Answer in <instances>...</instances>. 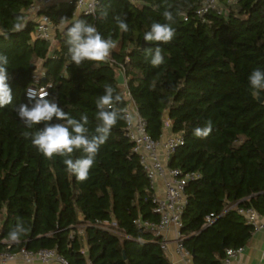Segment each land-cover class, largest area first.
Segmentation results:
<instances>
[{
	"label": "trees",
	"instance_id": "trees-1",
	"mask_svg": "<svg viewBox=\"0 0 264 264\" xmlns=\"http://www.w3.org/2000/svg\"><path fill=\"white\" fill-rule=\"evenodd\" d=\"M35 1L0 0V28L10 33L0 36V54L9 58L13 95V103L0 108V251L56 249L68 264H172L160 237L134 224L138 217L157 221L158 214L125 119L112 129L84 182L67 173L63 157L45 159L22 135L36 130L25 129L14 110L31 105L28 87L48 86L49 98L65 112L77 119L87 114L91 133L95 102L111 85L122 97L123 114L130 93L151 138L160 139L167 123L182 135L167 164L180 176L196 174L185 184L181 242L194 264H225L226 249L245 246L253 227L235 209L224 210L236 203L264 216V101L248 82L254 69L264 70V0H224L222 13L203 17L196 11L204 0H98L87 15H75L71 1L59 2L42 10L55 29L51 42L37 37L35 20L26 18ZM102 9L106 19H98ZM166 10L176 35L159 45L164 64L152 67L143 50L157 45L143 35L153 22H166ZM116 16L126 19L127 33ZM76 19L117 41L108 64L70 63L64 25ZM16 24L22 31L14 30ZM209 120L210 135L195 137L193 130ZM18 221L28 232L12 243L8 233Z\"/></svg>",
	"mask_w": 264,
	"mask_h": 264
},
{
	"label": "clouds",
	"instance_id": "clouds-1",
	"mask_svg": "<svg viewBox=\"0 0 264 264\" xmlns=\"http://www.w3.org/2000/svg\"><path fill=\"white\" fill-rule=\"evenodd\" d=\"M97 0H93L95 4ZM107 11L101 10L98 19H106ZM165 23L153 22L150 29L143 35V40L155 47H148L143 50L145 59L152 67H159L164 64L165 58L161 44L170 43L176 30L172 26L175 23L173 13L164 11ZM121 33L129 31L126 19L114 17ZM67 21V18H62ZM65 37L67 52L71 64L77 67L85 62L92 63L93 67L99 68L108 64L111 54L117 47V41L111 37L104 38L94 24L83 19H76L70 24L65 23ZM15 31H22V26L16 24ZM10 33L0 28V36L9 38ZM9 58L5 54H0V108H5L13 103L12 89L9 86L7 66ZM249 87L255 98H259L264 92V70L254 69L248 77ZM29 104L15 106L14 110L18 119L25 129L35 131H25L22 133L25 139H29L31 145L45 159L53 160L55 157H63V164L68 174L75 177L79 182H84L89 178L90 170L96 163V157L101 147L106 144L112 129L117 125L118 120L125 119L129 126L139 123V113L124 115L118 105L122 102L120 94L115 92L111 85H106L104 92L95 102L97 120L94 132L89 131V117L81 114L79 119L72 117L59 106L55 99L49 98L46 89L37 90L28 88L26 90ZM42 125V127H37ZM212 131V121L205 123L204 127H197L193 130V135L197 138H206ZM80 152L82 155L76 157L74 154ZM28 229L23 223L18 221L9 231L8 239L12 243L20 242L22 235H26Z\"/></svg>",
	"mask_w": 264,
	"mask_h": 264
},
{
	"label": "built area",
	"instance_id": "built-area-1",
	"mask_svg": "<svg viewBox=\"0 0 264 264\" xmlns=\"http://www.w3.org/2000/svg\"><path fill=\"white\" fill-rule=\"evenodd\" d=\"M71 1L74 4V14H94L98 0L94 4L93 0H36L34 4L27 9L26 18L35 20L34 33L37 37L53 41L55 29L52 21L42 12L50 5L59 2ZM134 4H139L140 0H129ZM224 0H204L202 5L197 9L196 14L203 17L206 13L215 10L217 13L223 12L222 2ZM236 0H226L227 3H234ZM37 90L46 89L48 86H30ZM27 88V89H28ZM27 96V95H26ZM126 106L124 115L129 113L135 114L138 112L136 104L130 93H125ZM139 113V112H138ZM140 121L138 124L129 126L125 120V135L133 143L132 151L139 157V163L146 172L150 186L154 190V184L158 180L163 181L164 193L161 196L155 195L153 201L156 203L154 211L158 214L157 221H150L138 217L134 220V224L144 230L153 232L160 237V245L164 251L167 250L168 240L167 234L173 231L175 239V252L178 254L184 264H194L190 252L183 246L181 242L180 228L182 226V211L186 203L185 184L188 179L195 178V173H188L180 176L181 171L168 167V160L171 153L176 147L182 145L184 139L181 134L169 133L162 135L160 139H153L146 130V122L139 114ZM235 209L236 212L242 215L246 223L253 227V232L262 229L264 226V216L260 215L252 207L239 206L236 203L228 206L224 212L229 209ZM207 222L211 223L213 217L208 216ZM244 249V246L238 248H229L225 251V264H231ZM68 264L67 259L60 254L56 249H39L37 251L21 248L16 252L0 251V264Z\"/></svg>",
	"mask_w": 264,
	"mask_h": 264
},
{
	"label": "crops",
	"instance_id": "crops-1",
	"mask_svg": "<svg viewBox=\"0 0 264 264\" xmlns=\"http://www.w3.org/2000/svg\"><path fill=\"white\" fill-rule=\"evenodd\" d=\"M171 133L170 125L167 123L164 129V134ZM155 195L161 196L164 193L163 181L158 180L154 184ZM175 236L173 231L167 234L168 247L165 251L168 259L172 264H184L182 258L175 252ZM24 264V263H17ZM38 264V263H34ZM231 264H264V226L262 229L252 232L251 238L244 246L242 253L232 260Z\"/></svg>",
	"mask_w": 264,
	"mask_h": 264
},
{
	"label": "water",
	"instance_id": "water-1",
	"mask_svg": "<svg viewBox=\"0 0 264 264\" xmlns=\"http://www.w3.org/2000/svg\"><path fill=\"white\" fill-rule=\"evenodd\" d=\"M119 82H120L121 84H123V82H124V81H123V78H122V75H120V77H119ZM258 99H259L260 102H263V101H264V99L261 98V97H259ZM163 118H164L166 121H168L167 111H164V113H163Z\"/></svg>",
	"mask_w": 264,
	"mask_h": 264
}]
</instances>
